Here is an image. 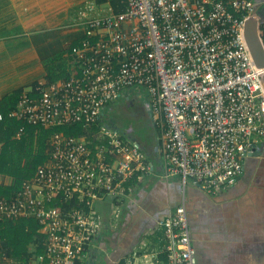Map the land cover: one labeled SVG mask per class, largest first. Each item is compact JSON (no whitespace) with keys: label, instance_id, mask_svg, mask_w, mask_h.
I'll use <instances>...</instances> for the list:
<instances>
[{"label":"built area","instance_id":"built-area-1","mask_svg":"<svg viewBox=\"0 0 264 264\" xmlns=\"http://www.w3.org/2000/svg\"><path fill=\"white\" fill-rule=\"evenodd\" d=\"M89 0L71 47L69 76L25 88L9 116L46 128L96 124L127 90L144 87L159 127L161 177L179 176L208 194L231 188L264 138V69L245 38L255 0ZM23 129H20L18 135ZM50 138L49 157L10 198L0 220L34 218L46 264L86 263L102 232L96 202L112 198L111 225L133 192L135 176L154 172L147 149L115 126ZM76 200L65 210L57 202ZM165 258L135 250L125 264H195L185 202L160 220Z\"/></svg>","mask_w":264,"mask_h":264},{"label":"crops","instance_id":"crops-1","mask_svg":"<svg viewBox=\"0 0 264 264\" xmlns=\"http://www.w3.org/2000/svg\"><path fill=\"white\" fill-rule=\"evenodd\" d=\"M86 1L0 0V99L47 80V62L59 54L64 55L70 73L71 47L84 34L83 26L74 20ZM255 3L258 18L264 23V0ZM49 148L48 140L47 152ZM13 183L12 176L0 173V185ZM132 185L133 192L122 204L118 225L110 224L112 198L96 202L102 232L91 248V258L100 253V264H119L140 249L165 258L160 220L183 201L195 264H264V138L245 159L236 183L218 194H208L191 183L184 189L179 176L162 178L161 166L151 174L138 176ZM37 248L36 243L29 244V264L45 263ZM0 262L20 264L1 253Z\"/></svg>","mask_w":264,"mask_h":264},{"label":"trees","instance_id":"trees-1","mask_svg":"<svg viewBox=\"0 0 264 264\" xmlns=\"http://www.w3.org/2000/svg\"><path fill=\"white\" fill-rule=\"evenodd\" d=\"M111 3L117 12L124 10L122 0H111ZM260 29L264 40V23L262 22ZM47 66L48 74L46 78L49 82L69 76L63 54L53 57L50 63L47 62ZM36 84L33 86H36ZM23 90V88H20L0 99V173L14 178V183L11 186L0 185V197H12L21 188L23 181L31 178L38 166L48 160L47 142L54 132L62 131L65 134L73 136L86 134L95 143L97 141L95 133L105 123L100 119L90 128H85L83 124L46 128L41 125L30 124L18 118H12L9 116V113L17 106ZM20 129L23 130L18 135ZM160 144L161 141L158 139L153 155L147 150L155 169L160 166L158 153ZM137 177L135 176L130 183L136 182ZM57 203L67 210L76 204V200L73 199L67 202H60L58 200ZM40 227L41 225L34 218H20L16 219V221L0 220V253L3 256L17 259L20 261V264H29L31 256L29 244L31 242L36 243L38 247L37 252L41 254L44 251V236L38 231ZM0 264L3 263L0 262ZM74 264L85 263L78 260ZM119 264H125V261Z\"/></svg>","mask_w":264,"mask_h":264},{"label":"rangeland","instance_id":"rangeland-1","mask_svg":"<svg viewBox=\"0 0 264 264\" xmlns=\"http://www.w3.org/2000/svg\"><path fill=\"white\" fill-rule=\"evenodd\" d=\"M127 92L134 101L133 104L128 105L126 97L120 96L105 109L104 122L111 121L113 126L127 136L137 138L153 155L157 147L159 127L153 120L149 93L144 87L131 88Z\"/></svg>","mask_w":264,"mask_h":264},{"label":"water","instance_id":"water-1","mask_svg":"<svg viewBox=\"0 0 264 264\" xmlns=\"http://www.w3.org/2000/svg\"><path fill=\"white\" fill-rule=\"evenodd\" d=\"M261 21L258 18L257 11H255L253 16H249L245 21V38L248 44V47L253 56L255 65L258 68L264 69V40L261 34ZM264 80V72H263ZM132 140H135L134 136H128ZM257 149V148H255ZM244 170V168H243ZM100 253L95 255L93 258H90L85 264H99Z\"/></svg>","mask_w":264,"mask_h":264},{"label":"flooded vegetation","instance_id":"flooded-vegetation-1","mask_svg":"<svg viewBox=\"0 0 264 264\" xmlns=\"http://www.w3.org/2000/svg\"><path fill=\"white\" fill-rule=\"evenodd\" d=\"M126 100H127V103H128V105H132L133 104V100L131 99V97L129 96V97H126ZM104 115V116H103ZM102 116H101V119L103 118L104 119V117H105V112H104V114H103ZM111 122V121H110ZM137 139V138H136ZM138 140V139H137ZM139 141V140H138Z\"/></svg>","mask_w":264,"mask_h":264}]
</instances>
